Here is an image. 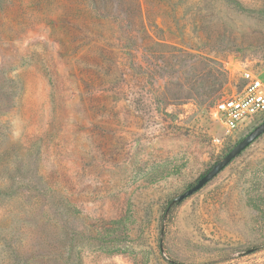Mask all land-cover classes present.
I'll use <instances>...</instances> for the list:
<instances>
[{"label": "rangeland", "instance_id": "374dc122", "mask_svg": "<svg viewBox=\"0 0 264 264\" xmlns=\"http://www.w3.org/2000/svg\"><path fill=\"white\" fill-rule=\"evenodd\" d=\"M247 72L264 0H0V264H264V133L164 217Z\"/></svg>", "mask_w": 264, "mask_h": 264}, {"label": "built area", "instance_id": "2783aa9c", "mask_svg": "<svg viewBox=\"0 0 264 264\" xmlns=\"http://www.w3.org/2000/svg\"><path fill=\"white\" fill-rule=\"evenodd\" d=\"M245 79L246 83L240 92L221 97L210 108L211 117L221 124L227 135L237 132L254 117L264 114V78L247 72ZM213 141L219 144L222 138L215 136Z\"/></svg>", "mask_w": 264, "mask_h": 264}, {"label": "water", "instance_id": "95a60500", "mask_svg": "<svg viewBox=\"0 0 264 264\" xmlns=\"http://www.w3.org/2000/svg\"><path fill=\"white\" fill-rule=\"evenodd\" d=\"M264 133V118L255 125L249 132L240 138L219 160L211 165L195 183L187 187L184 191L173 197L165 208L164 217L171 207L182 202L187 197L191 196L200 190L205 184L212 180L220 171H222L234 158L238 156L249 144ZM256 248L250 247L236 253L237 256H243L252 253Z\"/></svg>", "mask_w": 264, "mask_h": 264}, {"label": "trees", "instance_id": "16d2710c", "mask_svg": "<svg viewBox=\"0 0 264 264\" xmlns=\"http://www.w3.org/2000/svg\"><path fill=\"white\" fill-rule=\"evenodd\" d=\"M256 139H257V138H256ZM256 139H255V140H256ZM249 145H250V144H249ZM249 145H248V146H249ZM248 146H247V147H248ZM238 155H240V153H239ZM202 174H203V173H202ZM202 174H201V175H202ZM201 175H200V176H201ZM178 204H179V203H178ZM178 204H175L174 206H176V205H178Z\"/></svg>", "mask_w": 264, "mask_h": 264}]
</instances>
